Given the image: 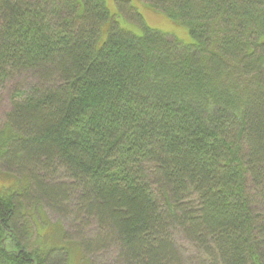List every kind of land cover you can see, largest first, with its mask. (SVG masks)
<instances>
[{"label":"trees","instance_id":"obj_1","mask_svg":"<svg viewBox=\"0 0 264 264\" xmlns=\"http://www.w3.org/2000/svg\"><path fill=\"white\" fill-rule=\"evenodd\" d=\"M146 1L193 43L124 29L104 0H0V88L37 80L0 129L20 175L0 177V264L69 251L29 245L31 199L73 200L98 224L82 251L113 241L127 264H181L173 228L200 264H264V0ZM61 168L71 183L45 179Z\"/></svg>","mask_w":264,"mask_h":264},{"label":"rangeland","instance_id":"obj_2","mask_svg":"<svg viewBox=\"0 0 264 264\" xmlns=\"http://www.w3.org/2000/svg\"><path fill=\"white\" fill-rule=\"evenodd\" d=\"M111 14V22L116 21L124 29L130 30L136 34H142L144 26H149L163 32L171 33L178 37L184 43H193V38L189 32L188 26L177 22L165 14L155 11L146 0H104ZM121 1H129L127 5L133 7L132 10L126 9L127 6ZM146 1V2H145ZM126 11L123 14L121 10ZM111 22L105 23L101 29L100 43L104 42L108 35V29ZM144 24V26L142 25ZM34 76L27 72L19 73L8 80L5 86L0 88V129L7 122V115L11 111L13 104L14 91L26 90L36 84ZM4 162L0 161V177L2 183L8 184L13 177L20 178V175L14 170H8ZM46 180L51 183H71L63 168L56 172H45ZM5 175V176H3ZM69 182V183H68ZM36 194L31 191L29 197ZM26 212L31 227V237L29 245L33 248L38 245L52 247L55 244H61L69 247V251L61 250L60 259L50 258V264H127L119 258V249L115 242L105 249L99 251H82L80 242L82 239L96 236L97 220L87 219L85 216L79 217L73 212L76 206L71 200L66 205L67 211L62 208L49 205L47 202L35 199L24 201ZM75 211V210H74ZM21 222H19L20 224ZM59 227L64 233V238L54 231ZM172 238L175 246L179 249L181 264H200L198 256L200 251H196L194 245L180 232L178 228L172 229ZM67 253V255H66ZM58 257V256H57ZM67 257V258H66ZM66 258V259H64ZM59 259V260H57ZM64 260V261H63ZM60 262V263H59ZM63 262V263H62Z\"/></svg>","mask_w":264,"mask_h":264}]
</instances>
